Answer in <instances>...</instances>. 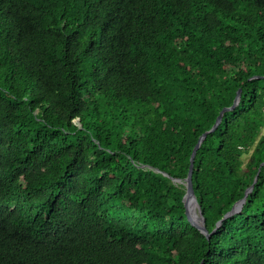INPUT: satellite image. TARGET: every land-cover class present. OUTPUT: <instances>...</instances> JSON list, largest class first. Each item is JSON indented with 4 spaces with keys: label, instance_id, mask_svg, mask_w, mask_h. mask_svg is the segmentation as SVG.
Segmentation results:
<instances>
[{
    "label": "trees",
    "instance_id": "1",
    "mask_svg": "<svg viewBox=\"0 0 264 264\" xmlns=\"http://www.w3.org/2000/svg\"><path fill=\"white\" fill-rule=\"evenodd\" d=\"M0 264H264V0H0Z\"/></svg>",
    "mask_w": 264,
    "mask_h": 264
},
{
    "label": "water",
    "instance_id": "2",
    "mask_svg": "<svg viewBox=\"0 0 264 264\" xmlns=\"http://www.w3.org/2000/svg\"><path fill=\"white\" fill-rule=\"evenodd\" d=\"M241 94H242V90L239 89L237 92V95L234 99V102L231 106H226L224 107L220 114L217 117L216 122L214 123V125L207 131H205L200 137L199 140L197 142V144L194 147V150L192 152L191 155V162H190V166H189V171L188 174L186 176V178L184 180L180 179V178H173L175 182L178 183H183L186 187V193L183 197V202H184V206L186 209V214L187 217L189 219V221L192 223V225H194L196 228H198L203 234H205L207 237H210V232L207 228V224H206V219L204 217L203 211H202V207L197 199L196 193H195V189H194V184H193V172H194V166H195V158L197 155V152L202 144V142L204 141V139L208 136V134L214 132L216 130V128L218 127V125L222 122L223 119V115L228 112V111H232L233 109H235L237 107V105L239 104L240 100H241ZM165 175H168L167 173H165ZM254 185H251V187H249L246 191V194L244 196L243 199H241L239 202H237L234 207L227 212L222 219H220L217 223V227L220 226L222 224V222L229 217L230 215L238 212L241 210L243 204L246 201L247 195L248 193L253 189ZM196 212L199 213V218L196 217Z\"/></svg>",
    "mask_w": 264,
    "mask_h": 264
},
{
    "label": "rangeland",
    "instance_id": "3",
    "mask_svg": "<svg viewBox=\"0 0 264 264\" xmlns=\"http://www.w3.org/2000/svg\"><path fill=\"white\" fill-rule=\"evenodd\" d=\"M249 156H250V155H244V156H243L245 162L249 159Z\"/></svg>",
    "mask_w": 264,
    "mask_h": 264
},
{
    "label": "bare ground",
    "instance_id": "4",
    "mask_svg": "<svg viewBox=\"0 0 264 264\" xmlns=\"http://www.w3.org/2000/svg\"><path fill=\"white\" fill-rule=\"evenodd\" d=\"M195 215H196V217H197V218H199V213H198V212H196V214H195Z\"/></svg>",
    "mask_w": 264,
    "mask_h": 264
}]
</instances>
